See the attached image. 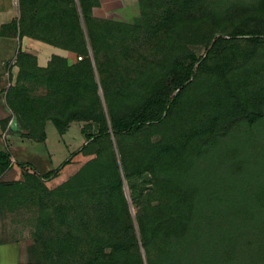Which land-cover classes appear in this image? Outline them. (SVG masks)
<instances>
[{
    "label": "rangeland",
    "instance_id": "rangeland-1",
    "mask_svg": "<svg viewBox=\"0 0 264 264\" xmlns=\"http://www.w3.org/2000/svg\"><path fill=\"white\" fill-rule=\"evenodd\" d=\"M33 2L21 22L60 55L14 57L0 258L162 264L170 202L201 234L179 264H264V0Z\"/></svg>",
    "mask_w": 264,
    "mask_h": 264
},
{
    "label": "crops",
    "instance_id": "crops-1",
    "mask_svg": "<svg viewBox=\"0 0 264 264\" xmlns=\"http://www.w3.org/2000/svg\"><path fill=\"white\" fill-rule=\"evenodd\" d=\"M18 8L14 0H0V122L7 116L8 105L6 101V89L11 86V78L14 74V57L19 53L43 55H60V48L48 50L44 47L40 38L34 36L31 21L24 22L22 34L19 23L22 11L32 13L33 0H18ZM97 7L110 8L132 0H94ZM64 52V50H62ZM16 261H9L0 258V264H16Z\"/></svg>",
    "mask_w": 264,
    "mask_h": 264
},
{
    "label": "trees",
    "instance_id": "trees-1",
    "mask_svg": "<svg viewBox=\"0 0 264 264\" xmlns=\"http://www.w3.org/2000/svg\"><path fill=\"white\" fill-rule=\"evenodd\" d=\"M82 5L83 0H79ZM57 4H60V0H55ZM95 2V1H94ZM33 3L32 2V13L33 14ZM83 10V8H82ZM31 19V18H30ZM20 27L22 34L24 28L22 27L24 23L21 22L20 18ZM18 55H26L23 53H19ZM164 103H160V105ZM164 106V105H163ZM159 107H144L140 110L139 114L135 117L133 124L137 126V128H142L147 121H151L159 114ZM76 118H83V112L76 113ZM103 133H107L105 127H103ZM112 132H114V127L112 126ZM10 165V156L7 151H0V167H8ZM164 202V201H163ZM161 204V203H160ZM163 204V203H162ZM165 207L162 206V209ZM160 208H156L155 210H159ZM186 208L181 209L172 203H167L165 208V212L161 210L159 217L154 221V232L157 240V244L160 247L161 254L159 257V263L162 264H179V261L189 256L193 253V249L190 246L197 241L201 234L199 233V228L197 227L195 217L193 215H187ZM257 226V223H254ZM264 228V225H262ZM252 228V227H251ZM253 237H247L248 243L253 242ZM256 241H259L257 239Z\"/></svg>",
    "mask_w": 264,
    "mask_h": 264
}]
</instances>
